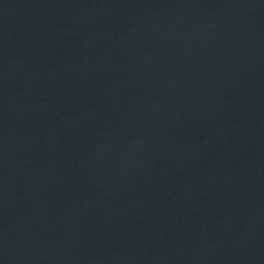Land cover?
<instances>
[{
	"label": "water",
	"instance_id": "95a60500",
	"mask_svg": "<svg viewBox=\"0 0 264 264\" xmlns=\"http://www.w3.org/2000/svg\"><path fill=\"white\" fill-rule=\"evenodd\" d=\"M0 264H264V0H0Z\"/></svg>",
	"mask_w": 264,
	"mask_h": 264
}]
</instances>
